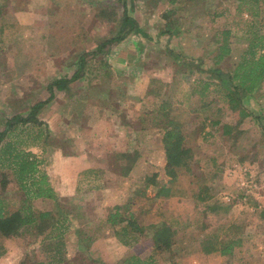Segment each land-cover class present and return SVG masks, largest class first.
<instances>
[{"label":"rangeland","instance_id":"1","mask_svg":"<svg viewBox=\"0 0 264 264\" xmlns=\"http://www.w3.org/2000/svg\"><path fill=\"white\" fill-rule=\"evenodd\" d=\"M123 3L124 0H0V24L4 27L0 34V132L6 119L25 116L31 106L46 102L48 83L70 77L79 56L87 54L81 77L64 91H55V96L37 113V122L15 125L0 145L12 141L19 149L30 151L37 160V173L47 176L57 196H73L76 202L91 208H86L78 219V236L71 239L87 246L92 256L105 264H119L129 252L146 257L154 250L151 240L134 248L124 246L110 235L108 226L96 220L93 210L123 204L136 193L143 194L140 188L146 174L156 172L164 181L172 176L165 164L164 147H175L172 143L176 138L168 139L156 127L140 134L142 109L153 110L167 96L175 105L176 100H186L184 105L193 109L199 97L189 96V87L198 86L199 79L210 74L214 67L212 56L222 41L221 32L227 28L232 32L231 53L218 64L229 69L245 49L248 32L259 28L258 19L237 12L236 0H125V13L136 21L140 31H132L120 41L106 42L120 33ZM260 13L264 15V11ZM170 21H177L181 30L168 40L161 30ZM175 54L184 55L186 60L205 61L197 69L187 68L176 63ZM155 90L160 94L152 95ZM116 100L122 101L116 107L120 115L106 117L107 109L101 108L113 110ZM243 103L252 117L241 123L243 134L236 147L238 154L248 151L250 157L255 155L258 166L252 167L249 160L243 166L233 164L224 181L227 193L221 194L231 212L220 218L211 211L203 214L211 226L206 232L245 216L248 226H244L243 246L229 257L184 250L189 238L200 231L193 222L197 214L190 198H170L166 206L181 222L179 241L170 249L154 252L158 264H264V223L255 213L256 208H264V161H260L264 158V135L255 118L264 116V81L252 96L243 95ZM236 113L225 106L221 113L213 105L207 110V114L231 124L236 121ZM192 114L182 116L189 121ZM169 129L180 132V126L174 123ZM192 139L195 140L193 135H187V140ZM198 143L204 150H211L208 144ZM215 147L212 145V149ZM187 149L192 152L189 144ZM133 150L139 152L134 163ZM107 165L113 171L105 168ZM207 174L202 168L197 172L199 178ZM4 182L7 185L0 188V198L12 204L22 190L11 169L0 165V185ZM146 194L151 196L152 191L147 189ZM32 207L44 211L51 207V201L35 198ZM27 239L0 235V246L5 249L0 264L31 260L38 242L27 243ZM69 252L72 254L74 249L71 247Z\"/></svg>","mask_w":264,"mask_h":264},{"label":"trees","instance_id":"2","mask_svg":"<svg viewBox=\"0 0 264 264\" xmlns=\"http://www.w3.org/2000/svg\"><path fill=\"white\" fill-rule=\"evenodd\" d=\"M236 1L238 3L237 12L243 11L248 17L258 19L259 28L250 30L251 34L248 32L246 47L233 66L229 69L226 66H218L231 53L230 37L232 32L227 28L221 32L222 41L212 56L214 67L209 66L212 67L210 74L203 78L204 80L199 79L198 86L195 84L189 87V96H198V104L192 109L184 105L186 100H176L175 105L172 99L167 96L159 104L154 105L153 110L142 109L139 116L140 134L156 127L163 130L164 136L168 139L176 138V143H172V145L176 144L175 147H164L165 164L170 169L172 176L164 181L158 178L156 172L146 174L140 188L143 194L136 193L123 204L106 206L98 211L93 210L96 220L108 226L110 235L124 246L134 248L144 240L152 242L154 251L151 254L143 257L136 252H129L119 260V264H158L154 252L160 248L170 249L179 241L177 234L181 222L173 210L166 206L168 200L175 197L190 198L193 201V210L197 214L193 222L198 224L197 228L200 229V231L196 230L197 233L189 238L188 245L184 250H196L204 254L218 253L221 256L229 257L244 244V226H248L245 224V216L224 223L226 225H217L209 232H206L205 229L211 226L203 217L207 211L213 212L217 218L228 216L231 208L225 206L221 195L227 193L224 184L227 171L231 170L235 163L238 166H243L249 160V165L257 167L259 161L255 155L250 157L248 151L238 154L236 145L243 134V130L239 128L241 123L246 118L252 117V113L244 106L243 95L252 96L264 81V31L261 26L262 22L264 24V15L261 16L260 13V11H264V0ZM123 7L120 33L106 42L120 41L132 31H140L136 21L125 13V0ZM3 28L1 23L0 34ZM180 30L177 21L174 23L170 21L166 22L161 33L166 34L169 40ZM101 46L103 45H98L96 52L101 49ZM86 55L79 56L77 68L70 77L62 76L48 83L46 89L49 95L46 102L34 104L25 116L14 115L5 120L4 127L0 132V142L15 125L37 122V113L45 103L55 96V91H64L70 82L81 77ZM175 57L179 66L183 65L187 68L196 66L194 68L197 69L205 61L203 58L186 60L187 58L182 54H175ZM193 62H197V64L194 65ZM159 94L160 92L155 90L152 95ZM121 102L116 100L111 108L113 110L102 107L103 111L107 109L104 115L106 117L119 116L120 113L116 107ZM140 103L142 104L143 101ZM212 105L214 110L220 113L223 106L237 112L236 121L231 124L224 121V118L207 114V110ZM212 113H214L213 110ZM189 114H192L189 121H185L182 115L185 117ZM255 118H257L259 131L264 135V116L258 115ZM124 119L121 121L123 124L125 123ZM148 121L152 127L148 125ZM171 123L180 126V132L174 133L169 129ZM183 126L189 127L188 130ZM123 128V131L126 132L125 125ZM183 129L186 130L185 133L182 131ZM187 135L190 138L193 135L195 140H187ZM185 140L188 142L187 144H185ZM198 141L208 144L211 150H204ZM188 144L191 146L192 152L187 149ZM212 145L216 146L215 149H212ZM138 154L137 150H133L132 163L136 161ZM260 161L263 162L264 158L262 157ZM0 165L11 169L22 190L20 195L13 199L12 204H7L4 198H0V235L6 238L12 236L28 238L27 243L38 242L36 255L28 262L22 260L21 264H105L95 259L87 246L72 240L75 236L77 238L79 233L78 227L81 222L78 219L82 218L86 208L89 210L91 208L76 202L72 198L73 196H57L50 186L47 176L37 173V160L33 154L30 151L19 149L12 141L0 145ZM175 167L184 169L178 171ZM105 168L113 171L109 165ZM199 168L208 172L205 178L197 176ZM6 185L4 182L0 188L5 189ZM147 189L152 191L151 196L146 194ZM35 198L48 199L51 201V207L44 211H35L32 207V200ZM256 209L258 220L264 223V208ZM70 228L72 229L69 230ZM73 230L75 232H72ZM71 236L74 237L71 239ZM71 247L74 249L72 254L69 252ZM4 253L5 249L0 246V257Z\"/></svg>","mask_w":264,"mask_h":264}]
</instances>
